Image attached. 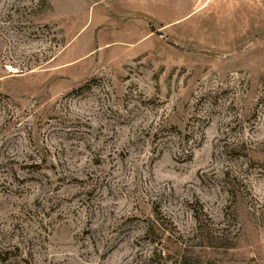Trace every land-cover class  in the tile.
Instances as JSON below:
<instances>
[{
    "label": "rangeland",
    "instance_id": "374dc122",
    "mask_svg": "<svg viewBox=\"0 0 264 264\" xmlns=\"http://www.w3.org/2000/svg\"><path fill=\"white\" fill-rule=\"evenodd\" d=\"M0 264H264V0H0Z\"/></svg>",
    "mask_w": 264,
    "mask_h": 264
},
{
    "label": "trees",
    "instance_id": "16d2710c",
    "mask_svg": "<svg viewBox=\"0 0 264 264\" xmlns=\"http://www.w3.org/2000/svg\"><path fill=\"white\" fill-rule=\"evenodd\" d=\"M46 0H41V2H45Z\"/></svg>",
    "mask_w": 264,
    "mask_h": 264
}]
</instances>
